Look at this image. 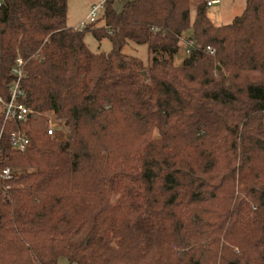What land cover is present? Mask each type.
I'll use <instances>...</instances> for the list:
<instances>
[{"label": "trees", "instance_id": "trees-1", "mask_svg": "<svg viewBox=\"0 0 264 264\" xmlns=\"http://www.w3.org/2000/svg\"><path fill=\"white\" fill-rule=\"evenodd\" d=\"M100 12L79 30L67 0L1 2L0 97L22 58L32 114L0 113V174L27 171L0 179V264H264V0L221 26L204 0ZM88 33L111 51L91 52ZM184 36L196 48L176 65ZM47 115L67 138L46 134Z\"/></svg>", "mask_w": 264, "mask_h": 264}, {"label": "built area", "instance_id": "built-area-1", "mask_svg": "<svg viewBox=\"0 0 264 264\" xmlns=\"http://www.w3.org/2000/svg\"><path fill=\"white\" fill-rule=\"evenodd\" d=\"M104 1L97 6H93L86 20L77 27L79 30L85 29L88 24H92L96 21L98 17V12L103 9ZM221 1L222 0H204V4L206 7L209 8L219 4ZM1 2L2 0H0V5ZM184 44H185V54H189L191 50L196 48V43L194 42V40L190 38H186L184 40ZM205 52L211 56L215 54L214 49L211 47H207L205 49ZM23 67H24V61L20 57L17 58L15 60L14 66L10 71L13 77V81L8 86L9 98L5 100L2 97H0V113L3 115L4 125L5 123L12 121L19 122L20 124H25L27 123L30 115L32 114V112L20 101V99L24 97V93L21 89V84H20L24 76ZM58 126H59L58 123L49 121L46 126V134L52 138L57 137L60 134L59 131L62 130L61 127ZM63 127L66 128L64 125ZM10 144L13 150L17 152H25L30 145V140L27 137V135L19 128L11 135ZM12 176L13 174L11 173V170L8 168L2 171V173L0 174V179L10 180Z\"/></svg>", "mask_w": 264, "mask_h": 264}, {"label": "rangeland", "instance_id": "rangeland-1", "mask_svg": "<svg viewBox=\"0 0 264 264\" xmlns=\"http://www.w3.org/2000/svg\"><path fill=\"white\" fill-rule=\"evenodd\" d=\"M103 1L104 0H67V25L71 28H74L75 24L80 23L79 18L81 14L90 13L93 6L99 5ZM226 1L227 0H223L220 3V5H214L208 8V14L210 15L212 22L216 26L226 25L230 23L232 19L231 17H234L235 15H239L241 13L239 11H242V10H238L234 12L232 16H230V14L232 13L230 12L231 8L226 5ZM236 1L237 2L235 5L239 7L238 9H243L245 0H236ZM194 6L195 5L191 7L192 13H194L195 11ZM100 15H101V12L99 11L98 16ZM185 39L186 38H182L183 41ZM84 41L88 49L93 53H109L112 49V45L108 39H103L101 41H98L97 39L93 37L91 33H88L85 35ZM122 52L126 55L139 58L144 64H148L152 59V56L149 54L147 47L143 45H135V44L130 43L123 48ZM179 56L181 57V59H185V57L187 56L185 54L184 44L179 49ZM174 62L176 65H179L178 58H175ZM44 118H45V126H47L49 121L58 123L59 124L58 127H61L62 129L61 131H59L60 132L59 136H61L62 139H65L68 137L69 135L68 128L63 127V124H64L63 122L56 120L52 115H47ZM9 169L11 170V173L13 175L24 174L27 172L26 170L24 171L18 168H9ZM58 264H69V263L66 259L62 258L59 260Z\"/></svg>", "mask_w": 264, "mask_h": 264}, {"label": "crops", "instance_id": "crops-1", "mask_svg": "<svg viewBox=\"0 0 264 264\" xmlns=\"http://www.w3.org/2000/svg\"><path fill=\"white\" fill-rule=\"evenodd\" d=\"M223 1V0H222ZM221 1V2H222ZM220 2V3H221ZM236 0H227L226 1V5L228 6V7H230L231 8V10H230V12H232L231 14H230V16H232L233 14H234V12H236V11H238V10H242V11H239V12H243V10H244V7H245V3H244V7H243V9H238L239 7H237L235 4H236ZM245 2H246V0H245ZM220 3L219 4H217V5H220ZM228 10V9H227ZM240 13V14H241ZM88 14L89 13H83V14H81V16H80V23H82V22H84L85 21V19L87 18V16H88ZM207 14H208V12H207ZM239 14V15H240ZM239 15H235L234 17H231L232 19H231V21L234 19V18H236V17H238ZM194 16H195V11H194V13H192V10H191V17L192 18H194ZM208 17H209V19L211 20V22H212V19H211V17H210V15L208 14ZM230 21V22H231ZM79 23V24H80ZM213 23V22H212ZM79 24H75L74 25V28H77L78 27V25ZM214 24V23H213ZM229 24V23H228ZM215 25V24H214ZM68 26V25H67ZM69 27V26H68ZM71 28V27H70ZM184 38H187V36H184ZM183 44H184V41L181 39V43H180V47L181 46H183ZM184 46H185V44H184ZM175 58H178V64L180 65L181 63H182V61L184 60V59H181V57L179 56V51H178V53L174 56V61H175Z\"/></svg>", "mask_w": 264, "mask_h": 264}]
</instances>
